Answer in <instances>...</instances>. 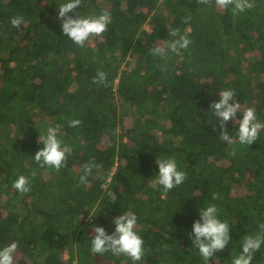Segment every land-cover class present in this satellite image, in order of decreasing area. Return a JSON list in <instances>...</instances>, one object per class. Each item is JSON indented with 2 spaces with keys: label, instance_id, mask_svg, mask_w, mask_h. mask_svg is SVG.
Listing matches in <instances>:
<instances>
[{
  "label": "trees",
  "instance_id": "obj_1",
  "mask_svg": "<svg viewBox=\"0 0 264 264\" xmlns=\"http://www.w3.org/2000/svg\"><path fill=\"white\" fill-rule=\"evenodd\" d=\"M64 2L0 0V247L17 242L14 264H134L90 251L95 226L111 234L131 211L144 241L135 264H205L192 225L215 204L231 239L209 264H232L264 223V129L250 145H229L210 104L232 89L236 119L252 107L264 123V0L236 15L198 0H83L68 15H111L84 47L62 32ZM173 28L188 48L166 62L152 56ZM98 71L107 86L93 83ZM72 119L82 123L69 127ZM56 125L72 148L59 172L34 160L39 136ZM237 127L230 120L226 130ZM169 157L186 179L165 192L152 182L156 159ZM91 161L100 167L80 184ZM20 175L28 193L12 187ZM251 264H264V244Z\"/></svg>",
  "mask_w": 264,
  "mask_h": 264
},
{
  "label": "clouds",
  "instance_id": "obj_2",
  "mask_svg": "<svg viewBox=\"0 0 264 264\" xmlns=\"http://www.w3.org/2000/svg\"><path fill=\"white\" fill-rule=\"evenodd\" d=\"M83 0H66L59 5L58 18L61 19L62 32L72 42L80 47H84L92 36H100L111 23V15L105 10L97 16L79 15L75 18L68 15L75 13L76 9L82 4ZM198 3L211 5L214 3L220 9L231 7L233 15L244 12L254 6L252 0H198ZM187 22V18L185 20ZM24 23L22 16H13L10 20L12 27L19 28ZM172 38L157 44L150 49V54L158 57L162 61H167L170 54H179L180 50L188 48L191 41L187 33H181L179 28H173L168 32ZM93 83L106 84V75L103 71H98L93 77ZM235 92L226 89L219 92V99L210 104V109L216 118L219 119L220 140L229 145L239 143L250 145L255 142L264 129V123L258 121L255 109L248 107L242 111V119H236L237 113H241V105L234 101ZM232 120L238 127L236 135H229L226 130L227 123ZM82 122L79 119L69 121V127H78ZM60 125L49 126L46 133L40 135L38 140L43 144L34 156V160L41 166L54 168L57 172L65 166L67 156L72 152V148L63 144L58 138ZM235 155V149L230 153ZM159 173L152 182V186L157 184L163 186L165 192L182 184L186 179V173L179 170L175 158L156 159ZM94 161L85 163L82 166V174L79 176V183L87 185L88 177L92 174L93 168H99ZM34 175V174H33ZM12 187L21 194L28 193L30 189L29 180L24 175H20ZM213 199L218 195L213 193ZM114 231L109 234L102 226L94 227V235L91 239L92 253L112 252L114 255H125L131 261H141L144 256V241L137 233V216L134 212L127 211L115 217ZM260 231L256 234H249L243 237L242 251L234 257L232 264H251L254 253L261 249L264 244V223L259 224ZM192 240L193 246L198 249L199 254L209 264L210 258L219 251H223L231 237L227 221L218 218V208L215 204L200 208V219L193 222ZM18 244L13 241L10 244L0 247V264H14V255Z\"/></svg>",
  "mask_w": 264,
  "mask_h": 264
}]
</instances>
